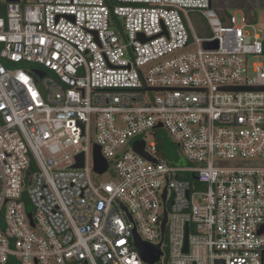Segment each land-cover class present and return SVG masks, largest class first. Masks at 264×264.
<instances>
[{
  "label": "built area",
  "instance_id": "2783aa9c",
  "mask_svg": "<svg viewBox=\"0 0 264 264\" xmlns=\"http://www.w3.org/2000/svg\"><path fill=\"white\" fill-rule=\"evenodd\" d=\"M247 22L213 0H0V264H151L135 231L162 244L154 264H264Z\"/></svg>",
  "mask_w": 264,
  "mask_h": 264
},
{
  "label": "rangeland",
  "instance_id": "374dc122",
  "mask_svg": "<svg viewBox=\"0 0 264 264\" xmlns=\"http://www.w3.org/2000/svg\"><path fill=\"white\" fill-rule=\"evenodd\" d=\"M215 7L219 10H225L229 9V13L235 14L238 20V25H242V19L245 17L244 12L240 10H245L246 12H249L251 23L247 22L245 24V29L248 32V34L252 37L258 35L262 38H264V0H214ZM257 12V13H256ZM256 13V19L254 18ZM259 62L264 63V56L259 57L256 59ZM11 68H21L23 66H14L11 64H8ZM26 67H28L26 65ZM148 140L151 141L153 138L151 136H148ZM176 145V144H174ZM176 148V146H175ZM106 177L104 176L101 179L106 180Z\"/></svg>",
  "mask_w": 264,
  "mask_h": 264
},
{
  "label": "water",
  "instance_id": "95a60500",
  "mask_svg": "<svg viewBox=\"0 0 264 264\" xmlns=\"http://www.w3.org/2000/svg\"><path fill=\"white\" fill-rule=\"evenodd\" d=\"M139 39L145 41L143 35H139ZM146 41H148V40H146ZM38 75L42 78L44 76V73L40 72V73H38ZM253 90L264 91V88H255ZM159 127H162V125H159ZM134 151L137 154L141 155L142 157H145L146 159L152 160L148 157V155L145 152V142L144 141L136 143L134 145ZM94 158H95V164H94L95 172L100 174V175L104 174L108 170V163L102 158L100 148H98V147H95ZM74 167L75 168H83L84 167V155L83 154L77 158V164ZM165 195H166V193H165ZM165 195H164V197H165ZM166 222H167V216L165 215V219H164L163 224H162V232L163 233L165 231ZM187 230H188V227H187ZM134 238H135L136 247H137L138 251L140 252L142 258L146 262L154 264L160 259V257L162 256V253H163L161 250L162 244L151 245L149 243L143 242L140 239V237L137 235L136 231L134 232ZM185 251H187V247H186Z\"/></svg>",
  "mask_w": 264,
  "mask_h": 264
},
{
  "label": "trees",
  "instance_id": "16d2710c",
  "mask_svg": "<svg viewBox=\"0 0 264 264\" xmlns=\"http://www.w3.org/2000/svg\"><path fill=\"white\" fill-rule=\"evenodd\" d=\"M213 4L215 7L214 0H213ZM216 10L223 16L224 19H227L229 16H231V13H229V9L219 10L216 8ZM242 11H244L245 14L249 15V12H246L245 10H242ZM254 14L255 16L252 19L255 20L257 15L256 13ZM160 136H161L160 148L162 150V153L165 159L170 163H175V162L179 163L180 157H179V149L177 145H174V143L169 139L168 135L164 131L160 132Z\"/></svg>",
  "mask_w": 264,
  "mask_h": 264
},
{
  "label": "flooded vegetation",
  "instance_id": "af4514ba",
  "mask_svg": "<svg viewBox=\"0 0 264 264\" xmlns=\"http://www.w3.org/2000/svg\"><path fill=\"white\" fill-rule=\"evenodd\" d=\"M257 13V12H256Z\"/></svg>",
  "mask_w": 264,
  "mask_h": 264
}]
</instances>
